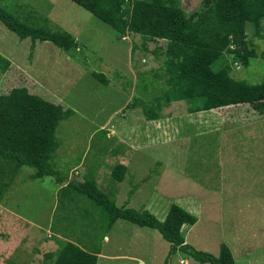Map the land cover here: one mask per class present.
Returning a JSON list of instances; mask_svg holds the SVG:
<instances>
[{"label": "rangeland", "instance_id": "obj_1", "mask_svg": "<svg viewBox=\"0 0 264 264\" xmlns=\"http://www.w3.org/2000/svg\"><path fill=\"white\" fill-rule=\"evenodd\" d=\"M173 1L192 17L203 0ZM0 7L29 25L66 32L79 44L78 50L64 52L50 42L22 40L0 23V97L27 88L75 112L57 131L61 146L53 165L66 178L64 185L51 177L31 179L34 168L8 167L17 175L2 207L31 225L0 215V264H51L46 255L57 253L59 241L91 243L94 232L100 233L97 211L85 221L84 204L60 203L61 187L91 177L107 195L119 189L114 200L120 207L164 221L175 204L197 217L195 226L183 228L189 247L218 257L226 245L236 264H264V104L191 114L186 102H177L150 122L143 106L128 105L141 99L149 107L166 90L159 51L164 41L131 33L120 39L71 0H6ZM246 33L249 49L261 56L264 22L260 36L250 23ZM252 60L249 67L231 64L225 76L259 85L264 62ZM5 61L9 67L3 71ZM94 74L104 75L108 84ZM110 117L114 129H102ZM118 164L127 174L114 186L111 170ZM108 238L109 244L101 242V254L123 258L97 264H200L183 251L169 256L171 246L158 231L126 221L117 222Z\"/></svg>", "mask_w": 264, "mask_h": 264}, {"label": "trees", "instance_id": "obj_2", "mask_svg": "<svg viewBox=\"0 0 264 264\" xmlns=\"http://www.w3.org/2000/svg\"><path fill=\"white\" fill-rule=\"evenodd\" d=\"M3 1L6 0H0V4ZM71 1L110 26L120 39L131 33L145 41L165 42L159 51L164 55L166 90H162L149 107L141 99L128 105L129 109L143 106L148 121H159L162 110L177 102H186L191 114L264 104V80L259 85L250 86L246 85V81L239 82L225 76L231 64L238 61L245 67H249L252 59L264 62V51L259 56L254 49H249L246 33V26L250 23L260 36L264 0H203L200 10L192 17L173 0H168L169 3L162 0ZM44 22L48 24V19ZM0 23L22 40L50 42L64 52L79 49L72 35L53 32L45 26L29 25L1 7ZM8 67L9 63L5 61L3 71ZM94 76L103 84H108L104 75ZM73 112L33 95L27 88H14L0 97V204L13 187V179L16 180L15 169L12 172L8 170L12 164L20 170L34 168L33 180L51 177L64 185L66 178L53 165L61 146L57 131ZM3 169L9 172L5 176ZM126 174L125 165L115 166L111 170L113 185L122 184ZM91 178L83 183H66L60 190V203L64 204V199H69L76 204H84L86 208H81V217L85 221L91 210H96L100 233L94 232L91 243L59 241L57 253L46 255L48 261L53 260L51 264H97L101 242L119 221L158 231L171 246L169 256L183 251L200 264H236L226 245L221 246L219 256L215 257L186 244L183 228L195 226L198 219L181 206L172 205L166 219L160 221L148 211L118 206L114 198L119 189L107 195L94 180L96 178ZM3 186L8 189L1 190ZM92 222L97 223V218Z\"/></svg>", "mask_w": 264, "mask_h": 264}, {"label": "crops", "instance_id": "obj_3", "mask_svg": "<svg viewBox=\"0 0 264 264\" xmlns=\"http://www.w3.org/2000/svg\"><path fill=\"white\" fill-rule=\"evenodd\" d=\"M115 114H116V112H115ZM114 114V115H115ZM110 115H112V114H110ZM111 119V117L110 118H108V121L105 123V124H103V127H102V129H104V127H107V126H109V127H111V128H113L112 127V125H111V122H112V120H111V122L109 121ZM122 128H125V127H122ZM122 128H120V129H122ZM114 129V128H113ZM150 132H148L149 134H151V135H154V129H151V130H149ZM147 133V135H149ZM157 134L159 133V132H156ZM63 187H61V189H62ZM60 189V190H61ZM2 204L3 203H1L0 204V215H3V218L5 219V220H9V219H12V220H15V221H21V220H23V221H25V224L27 223L28 225H31V224H29L23 217H21L20 215H17V214H15V213H13L12 211H10L8 208H3L2 207ZM27 226V225H26ZM28 229V228H27ZM106 239V244H109L110 243V238H108V236L105 238ZM109 242V243H108ZM105 244V245H106ZM118 258H123V257H120V256H111V255H109V254H107V255H105L104 253H102L101 255H99V259H105V260H114V259H118ZM140 264H146L144 261H142V260H140Z\"/></svg>", "mask_w": 264, "mask_h": 264}, {"label": "clouds", "instance_id": "obj_4", "mask_svg": "<svg viewBox=\"0 0 264 264\" xmlns=\"http://www.w3.org/2000/svg\"><path fill=\"white\" fill-rule=\"evenodd\" d=\"M69 183V182H68Z\"/></svg>", "mask_w": 264, "mask_h": 264}]
</instances>
